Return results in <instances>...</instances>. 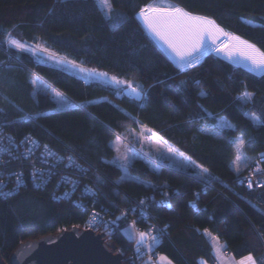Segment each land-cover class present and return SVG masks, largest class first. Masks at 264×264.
Wrapping results in <instances>:
<instances>
[{"label":"trees","instance_id":"1","mask_svg":"<svg viewBox=\"0 0 264 264\" xmlns=\"http://www.w3.org/2000/svg\"><path fill=\"white\" fill-rule=\"evenodd\" d=\"M154 1L112 0L114 17L125 18L114 28L96 0H0V129L15 139L31 136L87 170H71L79 181L74 198H80L83 206L74 198L61 199L68 183L64 189L54 182L36 189L29 170L21 162L13 163L7 173L22 169L27 186L16 195L0 196V252L5 262L24 242L82 228L95 209L108 217H123L105 240L128 264L134 241L122 229L132 223L121 208L167 194L169 205H150L147 220L133 215L140 231L162 230L155 253L174 264H200L202 259L214 264L204 231L208 229L226 244L229 255L238 260L252 255L264 264V211H257L264 210V186L249 190L239 182L247 168L237 175L229 167L234 158L229 141L239 136L246 140L243 151L249 157L255 160L264 152V123L254 124L245 115L264 120V74L255 75L210 52L200 64L181 72L139 18L141 8ZM167 1L215 21L264 51V0ZM9 32L26 48L39 45L48 51L10 49L5 43ZM50 55L131 82L147 93L146 99L137 100L122 93L121 86L103 80L85 85L79 69L59 64ZM34 78L49 89L36 87ZM50 89L72 105L55 110ZM245 89L253 93L247 104L236 99ZM223 119L235 127H214ZM142 125L216 179L207 186L194 172L168 166L154 170L138 157L129 170L142 181L120 180L122 170L108 163L116 154L110 142ZM87 186L98 194L85 193Z\"/></svg>","mask_w":264,"mask_h":264},{"label":"snow or ice","instance_id":"2","mask_svg":"<svg viewBox=\"0 0 264 264\" xmlns=\"http://www.w3.org/2000/svg\"><path fill=\"white\" fill-rule=\"evenodd\" d=\"M97 6L104 18L108 21L112 22V26L114 28L119 27L120 24L125 22V18L122 16L113 17V4L112 0H96ZM150 33H152L156 38L162 41L167 48L170 50V53L173 55V58L176 64L179 67V70L182 72L185 68H190L196 65L199 62L201 57L205 54L206 51L209 50L207 41L208 38H211L212 45L214 46L216 51H222L224 54L233 62L239 63L241 60L245 61L249 70L255 73H264V51H261L260 48L256 47L255 44L249 43L247 40L242 39L240 36L233 35L232 33L225 32L222 28H220L215 21L207 19L205 17L195 16L185 11L182 8L176 7L174 5H163V4H151L145 8H141L139 14ZM219 35H223L227 37L226 41H221L220 43H216ZM5 43L8 45V48H15L20 52H31L35 54L37 50L46 52L47 49L40 48L37 45L35 48H26V46L20 41L12 38L11 33L7 34V39ZM50 59H55L59 64H68L73 68L79 69L80 72L85 73V75L89 78L99 76L107 78L106 73H96L95 70H89L83 68L81 65L77 64L75 61L68 60L65 57L56 58L52 55L49 56ZM19 59V57H16ZM112 83L121 86V92L129 91L131 95L134 96L137 100L146 99L147 93L137 85L132 84L131 82L120 80L117 77H111ZM33 84H36L37 81L33 79ZM186 82L181 81V84L184 85ZM195 83H199L196 81ZM126 85V89L123 87ZM42 90L47 91L48 89L42 86ZM56 95H59L58 93ZM203 95V93H201ZM253 93L248 92L246 89L240 95L237 96V100L242 103H249L252 101ZM0 111H3L0 109ZM206 112V110H204ZM245 115L253 121L254 124L264 123L260 117L255 116L254 114L245 113ZM23 119V117H21ZM214 127L224 128V127H235L234 125L228 124L226 121L221 122L218 125H214ZM141 135L138 139L143 142L144 135L143 133L152 132L151 129H148L147 126H141ZM151 143L159 144L161 139L157 133H152ZM3 139V136H0V140ZM32 142V141H30ZM119 142V136H117L116 141L110 142L112 144ZM24 141H20V144H23ZM35 143V142H32ZM229 144L234 149V158L230 161L229 167L239 175L244 169L248 168L251 164L255 163L257 167L255 171L264 173V169H260L258 165L261 162H264V153H261L259 157L255 158V161L252 157L246 155L243 151L246 145V140L244 136H239L234 140H230ZM45 148L47 145L44 146ZM6 149H0V151H5ZM28 152H32V149H28ZM26 155V154H24ZM136 154L133 152H125L124 154L118 156L115 161H109L108 163H116L119 168L124 172L123 179H129L127 176V169L132 162V159L135 158ZM69 162L73 161L72 157H69ZM187 160L191 161V157H187ZM47 162L46 160L44 161ZM4 160H0V164H4ZM192 164H195L192 161ZM77 168L80 169L81 172H86L87 170L81 167L80 165H76ZM196 167H201V165H196ZM39 171V170H36ZM203 172L206 173L207 169H203ZM200 175L202 179L205 180L206 183H211L216 178L215 177H204L202 173H197ZM16 183L17 186L22 182L23 173H16ZM35 176V172L33 173ZM97 181H100L101 178L99 176L96 177ZM240 183H247V187L252 189L253 180L246 179L239 181ZM257 186H264V181H260L257 183ZM90 191V190H89ZM8 192L4 191L3 180H0V196L8 195ZM199 195L198 193L196 194ZM140 205H144L145 201L141 200ZM251 203V202H249ZM193 207H195V201L192 202ZM254 208L256 205H252ZM129 211L135 213L136 208H132ZM257 211H264L257 209ZM98 214L93 213V219H97ZM123 217H117L116 220L111 221V224L114 226L117 225V221L121 220ZM149 217L145 214L143 210H141V214L139 219L147 220ZM135 223L128 225L123 229V232L129 241H134L137 246L135 251L139 253L141 248H146V250L151 253L153 247L160 242L159 233L153 235L152 232L155 231L151 229L149 231H136ZM105 228H108V225L105 224ZM205 234L208 235V229H205ZM218 243V238H215ZM219 247H226V245H220ZM219 250L218 248L216 249ZM159 261L166 262V264H172L170 260L166 256L158 257ZM147 264H151V258L147 262ZM239 264H258V262L253 258L252 255H248L244 259H242Z\"/></svg>","mask_w":264,"mask_h":264},{"label":"built area","instance_id":"3","mask_svg":"<svg viewBox=\"0 0 264 264\" xmlns=\"http://www.w3.org/2000/svg\"><path fill=\"white\" fill-rule=\"evenodd\" d=\"M213 51V49H210L209 52ZM202 59L199 60L196 65L200 64ZM195 65V66H196ZM194 67V66H193ZM83 82L85 85H88L90 83V79L83 78ZM111 84V83H110ZM126 94H131L129 91L126 90ZM0 136H3V139L0 140V149H6L5 151H0V160H4V164H0V180H3V187L4 191L8 192L9 195H16L18 194L23 187L27 186L26 176L25 172H23L22 169H19L16 172H8L7 170L9 168L13 167V163L21 162L26 170H29V177L32 185L36 189L44 188L48 183L54 182L59 186H63L64 184L68 183L70 186L69 188H66L63 190L62 198L65 200H71L75 197V193L78 191L79 187V181L72 177L71 170L76 169V165H80L78 162H76L74 159L72 162H69V157H65L62 155L57 154L55 151H53L48 145L45 148V144L40 143L37 139L32 138L31 136H26L20 139H15L9 134H3V131L0 129ZM20 141H24L23 144H20ZM35 143H32V142ZM32 149V152H28V149ZM264 152H260L257 154L256 158L259 157V155ZM26 154V155H24ZM47 161L46 163L44 161ZM255 161V160H254ZM81 166V165H80ZM257 165L255 163L251 164L246 172L239 177V181L246 180V179H252L253 180V187L252 189H249L247 187V183H242L245 187H247L249 190H255L257 188H261L262 186H257V183L260 181H264V173L255 171V168ZM258 167L260 169H264V162H261ZM39 170V171H36ZM35 172V176H33V173ZM16 173H23L22 182L17 186L16 183ZM206 185H210L209 183H206ZM90 190V191H89ZM94 196L98 194V191L91 187H86V190ZM86 193V192H85ZM75 201H79L81 205L84 206V203L80 198H74ZM141 200L145 201L144 205H138L132 206L131 208H121L123 215H128L131 218V223L135 222V218L133 215L136 213L138 214L136 217L139 218L141 214V210L147 214V208L150 205L156 204V205H169V197L167 194H165L163 197H144ZM140 200V201H141ZM132 208H136V212L133 213L129 211ZM93 213L98 214L97 219H93ZM116 220L114 217H108L102 212L91 209L90 213L87 216V219L85 221L84 226L81 229H88L93 230L96 233L103 234L106 237L113 234L117 228L120 226L119 221H117L118 226H114L111 224V221ZM105 224L108 225V228H105ZM136 231H140V229L136 226ZM153 229V228H152ZM159 233L160 235V241L162 240V230L158 229L156 232L153 231L152 234L155 235ZM135 242L133 243L132 251L128 257V264H143L146 251L145 248H141V251L137 253L135 251L136 249ZM154 256H159L154 251Z\"/></svg>","mask_w":264,"mask_h":264},{"label":"rangeland","instance_id":"4","mask_svg":"<svg viewBox=\"0 0 264 264\" xmlns=\"http://www.w3.org/2000/svg\"><path fill=\"white\" fill-rule=\"evenodd\" d=\"M154 3L155 4H163V5H173L167 0H155L152 4H154ZM116 14H117V12L113 8V12H112L113 17ZM141 20L143 22L142 18H141ZM143 25L146 28V30L148 31V33L150 34V36L153 38V40L166 53V55L171 60H173L174 63H176L174 58H173V55L170 53V50L167 48V46L162 41H160L158 38H156L152 33H150V31L148 30V28L146 27L144 22H143ZM226 40H227L226 36L219 35L218 39L216 40V43H220L221 41H226ZM207 45H208L209 50L213 49V51L210 52V53L215 54V55H219V56L223 57L225 60H227L228 62L232 63L233 65L245 68L248 71H250L249 67L247 66L245 61L241 60L239 63H233L224 54V52L216 51L214 46L212 45L211 38H208ZM209 50L205 52L203 57H205L206 55L209 54ZM203 57H201V59H203ZM250 72H252V71H250ZM252 73H254L255 75H258V76L264 74V73H255V72H252ZM81 77L90 79V82L97 79V80H103L104 82H106L108 84L111 83L112 85L116 86V84L112 83L110 78H101L99 76H95V77L89 78V77H87L85 75V73H83V75H81ZM34 79L37 81V83L35 84L36 87H40L41 88L42 86H44L47 89H49L48 85L44 81H42L40 79H37V78H34ZM125 89H126V86H125ZM50 92L53 95V98H54V100H55V102L57 104L55 110L66 109V108H68V107H70L72 105V102L70 100H68L65 96H63L61 93L57 92L56 90L50 89ZM57 93L59 95H56ZM124 93H126V91H124ZM225 121L228 124H231L229 121H227L225 119H223L219 123L225 122ZM141 131H142V129H141V126H140L137 130L130 131L127 135L119 136V142L118 143H115V144L111 143L112 147L116 151V154H115L114 158L112 159V161H115L118 156L124 154L127 151V152H133V153L136 154L135 158L132 159V162L136 158L142 157L149 163L150 167L152 169H154V170H158L159 168H161L163 166H168V167L174 168L175 170H178V171L194 172L196 175H197V173H202L204 177H208V176L211 175L208 171L206 173H204L203 172V169H205L204 167H202V168L201 167H196V165H199L198 163H196L192 159H191V161L187 160L186 158L189 157V156L179 152L178 150L173 148L170 144L165 142L163 139H161L159 144L151 143L150 141L153 138L152 137V133H155L153 131L152 132H146L145 131L143 133L144 140H143V142H141L138 139V137L141 135ZM116 139H117V137L115 139H113L112 142L116 141ZM192 161H194L195 164H192ZM131 163H130V165H131ZM114 164L117 165L115 162H114ZM129 167L127 169V176L130 177V178L129 179H123L122 177L124 176V172L122 171V176H121L120 180L134 179V180H137V181H142L139 177L134 176L130 172ZM198 176L201 177L200 175H198ZM145 251H146V249H145Z\"/></svg>","mask_w":264,"mask_h":264},{"label":"water","instance_id":"5","mask_svg":"<svg viewBox=\"0 0 264 264\" xmlns=\"http://www.w3.org/2000/svg\"><path fill=\"white\" fill-rule=\"evenodd\" d=\"M0 264H124L120 253L106 246L105 236L93 230L72 228L56 235L22 243L9 263Z\"/></svg>","mask_w":264,"mask_h":264},{"label":"crops","instance_id":"6","mask_svg":"<svg viewBox=\"0 0 264 264\" xmlns=\"http://www.w3.org/2000/svg\"><path fill=\"white\" fill-rule=\"evenodd\" d=\"M139 18H140V16H139ZM140 20H141V18H140ZM141 22H142V20H141ZM143 23V22H142ZM173 61V60H172ZM176 64V63H175ZM177 65V64H176ZM178 66V65H177ZM129 224H126L125 226H123V229L125 228V227H127ZM123 229H122V231H123ZM124 233V232H123ZM125 235V234H124ZM207 238H208V240H209V242H210V244H211V246H212V253H213V256H214V258H215V263L214 264H239V262L242 260V259H244V258H242V259H236V258H234L233 256H231V255H229L228 253H227V250H226V247H219L220 245H226L225 243H223V242H221L220 240H218V243H217V240L215 239V238H217V237H215L213 234H211V233H209L208 235H207ZM154 248H155V246L153 247V250H152V252L151 253H149L147 250H146V255H145V260H144V263L143 264H147V262L149 261V259L151 258V264H166V262H161V261H159V259H158V257H160V256H164V255H159V256H157V257H155L154 256ZM219 249L218 251L216 250V249ZM146 249V248H145ZM254 258V257H253ZM257 262H258V264H262V261H259V260H257L256 258H254ZM168 260H170L169 258H168ZM171 261V260H170ZM172 262V261H171ZM172 264H174L173 262H172ZM200 264H210L209 262H207L206 260H204V259H202V260H200Z\"/></svg>","mask_w":264,"mask_h":264}]
</instances>
